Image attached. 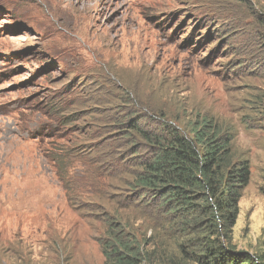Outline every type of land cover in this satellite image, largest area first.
<instances>
[{
  "label": "rangeland",
  "instance_id": "obj_1",
  "mask_svg": "<svg viewBox=\"0 0 264 264\" xmlns=\"http://www.w3.org/2000/svg\"><path fill=\"white\" fill-rule=\"evenodd\" d=\"M261 18L264 0H0V264H105L106 222L69 205L46 152L108 155L134 108L148 126L206 116L235 130L251 179L233 244L264 254ZM159 230L142 233L162 251Z\"/></svg>",
  "mask_w": 264,
  "mask_h": 264
},
{
  "label": "trees",
  "instance_id": "obj_2",
  "mask_svg": "<svg viewBox=\"0 0 264 264\" xmlns=\"http://www.w3.org/2000/svg\"><path fill=\"white\" fill-rule=\"evenodd\" d=\"M258 26L264 49V18ZM134 109L106 138L108 155L95 144L78 154L66 146L46 152L69 205L106 222L98 237L105 264H264V254L233 244L251 179L250 159L233 149L235 130L206 116L185 131L167 122L148 126ZM84 192L95 197L84 199ZM103 195L118 203L102 202ZM155 227L170 238L162 251L142 233Z\"/></svg>",
  "mask_w": 264,
  "mask_h": 264
},
{
  "label": "clouds",
  "instance_id": "obj_3",
  "mask_svg": "<svg viewBox=\"0 0 264 264\" xmlns=\"http://www.w3.org/2000/svg\"><path fill=\"white\" fill-rule=\"evenodd\" d=\"M175 125H177L178 127H180L177 123H175V122H173ZM188 127H189V125H188ZM187 127V128H188ZM181 128V127H180ZM187 128H186V130H187ZM182 130H184L185 131V129H183V128H181ZM251 165V164H250ZM62 187V186H61ZM63 189V188H62ZM64 191V190H63ZM67 199V198H66Z\"/></svg>",
  "mask_w": 264,
  "mask_h": 264
}]
</instances>
